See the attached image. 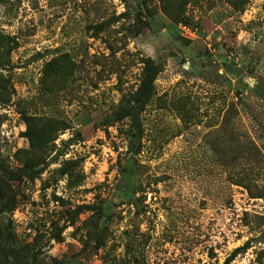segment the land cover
<instances>
[{
    "label": "rangeland",
    "instance_id": "obj_1",
    "mask_svg": "<svg viewBox=\"0 0 264 264\" xmlns=\"http://www.w3.org/2000/svg\"><path fill=\"white\" fill-rule=\"evenodd\" d=\"M0 264H264V0H0Z\"/></svg>",
    "mask_w": 264,
    "mask_h": 264
},
{
    "label": "trees",
    "instance_id": "obj_2",
    "mask_svg": "<svg viewBox=\"0 0 264 264\" xmlns=\"http://www.w3.org/2000/svg\"><path fill=\"white\" fill-rule=\"evenodd\" d=\"M173 1V0H171ZM178 1V5L181 4L185 0H175ZM172 21L178 22V21H185L184 18L178 17L177 14H175V17L173 15H169ZM158 70L152 66V63L149 60L143 61V67L141 70L140 78L138 80V85L135 91L133 92V98L129 101L132 102H139L142 103L145 98L149 95L151 92V85L154 78V75L156 74ZM128 116H131V113H127Z\"/></svg>",
    "mask_w": 264,
    "mask_h": 264
}]
</instances>
